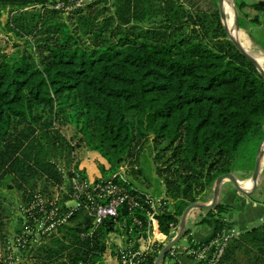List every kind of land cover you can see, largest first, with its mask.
Instances as JSON below:
<instances>
[{
	"label": "trees",
	"instance_id": "16d2710c",
	"mask_svg": "<svg viewBox=\"0 0 264 264\" xmlns=\"http://www.w3.org/2000/svg\"><path fill=\"white\" fill-rule=\"evenodd\" d=\"M62 1L72 11L50 9L49 0H0V31L12 44L0 50V185L11 179L21 189L26 177L40 175L44 157L71 156L54 123L72 110L83 142L113 170L128 164L135 172L150 147L165 187L160 233L171 240L186 209L204 201L220 178L254 171L264 140V77L229 39L218 0L211 12H193L189 0H92L83 8ZM48 174L62 177L55 167ZM124 186L141 196L140 208L123 206L95 230L78 209L57 234L17 244L20 264H104L108 249L119 258L113 234L125 238L123 249L139 250L138 241L148 240L151 195L128 180ZM37 195L47 198L35 193L25 207ZM229 211L222 203L209 211L217 217L214 237ZM232 242L218 264H237L234 255L244 247L250 263L264 264V223ZM163 248L155 244L144 254L146 264ZM10 258L4 264H14ZM165 259L173 260L171 252Z\"/></svg>",
	"mask_w": 264,
	"mask_h": 264
},
{
	"label": "rangeland",
	"instance_id": "374dc122",
	"mask_svg": "<svg viewBox=\"0 0 264 264\" xmlns=\"http://www.w3.org/2000/svg\"><path fill=\"white\" fill-rule=\"evenodd\" d=\"M234 1L241 23L244 26V29L241 28L242 43L247 46L245 40L247 37L250 43L248 47L258 54L264 55V28L259 25L260 23H253L252 20L254 19L255 10H248L250 7L248 3L252 0ZM186 4L193 12H211L215 11L217 8L215 0H189ZM218 9L220 10V7ZM2 13H4L2 15L3 24H6L10 14L8 10ZM6 35L4 31H0V50L10 49V45L12 46L9 37ZM45 113H47V110ZM43 114L42 112V115ZM76 124L77 122L72 110H67V113L61 114L59 119L54 123V127L60 130L73 149L70 157L66 155L64 157H54L53 155L44 157L45 164H43L40 169V175L35 178L25 176L26 179L22 183L23 186L21 189L11 179L8 180L5 185H0V264L8 262L9 257L14 259V264H20L21 262L20 250L17 249V242L14 238L18 229L23 232L24 223L22 208L26 206L27 199L31 195L42 192L47 199L58 201L60 207L71 200L70 193H68L66 189L69 185V180L65 179L62 174L61 178L57 177L58 180L50 178L51 176H49L50 174L48 173L51 171L53 172V167L57 168L59 172V168L63 167L67 177H69L72 170L79 171L93 182L99 179L109 178L113 174L119 172L120 175L130 183H133L136 188L144 193L156 199H160L165 195V187L157 176L156 166L153 163L150 147L147 148L145 156L141 158V164L139 168H135V172H133L134 168L132 169L128 164H125L120 170H113V167H111L98 152L86 146L82 140L83 136L79 133V128ZM29 156L33 160L36 159L33 154H29ZM244 158L241 157L242 161H240V164L244 162ZM23 161L30 163L27 160ZM253 172L254 171H249L243 174L235 173L234 175L238 178H245L252 176ZM171 240H169V242ZM182 243L183 241L179 244L183 245ZM234 243L235 242H232L231 244ZM187 246L189 247L190 245L187 244ZM248 248L249 247H244L236 252L234 258L237 259V264H254L250 263L249 257H251L252 254H249Z\"/></svg>",
	"mask_w": 264,
	"mask_h": 264
},
{
	"label": "built area",
	"instance_id": "2783aa9c",
	"mask_svg": "<svg viewBox=\"0 0 264 264\" xmlns=\"http://www.w3.org/2000/svg\"><path fill=\"white\" fill-rule=\"evenodd\" d=\"M49 1L48 7L50 9H66L68 12L73 9L70 5L66 6L62 0ZM91 1L92 0H76L74 5L76 8H83L91 3ZM59 170L64 178L69 180V185L67 187L65 186L71 197V200L65 203V208H67L68 211L60 212L61 207L58 201L49 200L42 195L35 196V199L23 209V215H26V222L24 223L23 232L17 235L15 239L20 247L38 244L42 238L57 234L60 228L68 225L75 212L81 208L92 217L95 230L106 219L117 218L119 210L123 206H127L131 212L141 207V196H136L129 192L124 186L127 180L123 176L119 177V181L109 180L93 182L79 171L72 170L69 177H67L63 167H60ZM146 198L147 203L150 204L152 209V211L148 213L147 224L149 230L147 247L145 250H140L139 248V250L136 251L120 248L119 258L121 264H146L144 254L152 251L155 244H161L154 239L156 232L161 235L157 219L159 207L161 206V199H156L151 196H147ZM134 223L142 225L137 219L134 220ZM174 234L176 235V231H173V235ZM240 236L241 232L238 229L232 227L225 228L208 242L189 244L190 246L186 253L194 264H218L229 243ZM174 253V250H172L171 256H174ZM10 260H12V258H10Z\"/></svg>",
	"mask_w": 264,
	"mask_h": 264
},
{
	"label": "crops",
	"instance_id": "0c3cea01",
	"mask_svg": "<svg viewBox=\"0 0 264 264\" xmlns=\"http://www.w3.org/2000/svg\"><path fill=\"white\" fill-rule=\"evenodd\" d=\"M248 10H255L254 19L255 23L264 28V0H252ZM257 5L260 7L257 8ZM246 30V29H245ZM264 70V69H263ZM238 178V177H237ZM242 188L249 193L244 195L240 193L237 188L230 182L226 181L221 187L220 204L230 207V211L223 216V223L226 228H236L241 234L253 228L259 227L264 223V157L260 166V175L258 184L253 180V175L245 178H238ZM214 200V189L205 198L200 201L202 204H212ZM209 212L202 210H194L190 213L186 222L187 232L189 236L182 239L183 245H177L174 250V256L171 259H164L162 264H194V262L187 255V244H200L210 241L214 238L216 227L215 221L217 217L211 218ZM207 226V227H206ZM178 229L176 230V235ZM162 235V234H161ZM155 233L154 239L164 246L168 244L169 240L165 236ZM174 234V236H176ZM191 238L192 243L189 242ZM125 238L121 234H113L110 237V246L122 248ZM138 248L145 250L147 247V239H140L138 241ZM104 264H121L117 255L108 249L104 256Z\"/></svg>",
	"mask_w": 264,
	"mask_h": 264
},
{
	"label": "water",
	"instance_id": "95a60500",
	"mask_svg": "<svg viewBox=\"0 0 264 264\" xmlns=\"http://www.w3.org/2000/svg\"><path fill=\"white\" fill-rule=\"evenodd\" d=\"M232 4H233L234 11H235L236 27L238 30H241L240 17H239V14L237 12L234 0L232 1ZM219 7H220L221 19H222L223 25L225 27V30L229 36V39L235 44V46L238 48V50L244 56H246L250 61H252L255 64V66L258 68V70L260 71V73L264 77V70L262 69V67H260V65L256 62V60L252 56H250V54L240 45V43H238L236 41V39L233 38V36H231V34L229 33L228 28L225 25L226 17H225V11H224V6H223L222 0H219ZM263 157H264V140L259 147L256 165H255V169L253 172V180L256 184H258V181H259L260 166H261V162H262ZM226 181H230L237 188V190L240 193H242L244 195H249V193L246 192L242 188L239 179L234 174H228V175H225L222 178H220L218 180V182L216 183V186L214 188V200H213L212 204H202V203L198 202V203L191 205L190 207H188L186 209V211L184 212V214L181 218V223H180V227L178 229L177 235L167 245L164 246L163 250L159 253V256H158L155 264H162L163 260L167 256V254H169L185 237V235L187 233V229H186L187 218L192 211L198 209V210L209 212V211L215 210L218 207V205L220 204V199H221L220 198L221 187Z\"/></svg>",
	"mask_w": 264,
	"mask_h": 264
},
{
	"label": "bare ground",
	"instance_id": "6f19581e",
	"mask_svg": "<svg viewBox=\"0 0 264 264\" xmlns=\"http://www.w3.org/2000/svg\"><path fill=\"white\" fill-rule=\"evenodd\" d=\"M222 1H223L225 17H226L225 25L227 28H229L228 29L229 33L231 34V36H233V38L236 39L238 43H240V45L250 54V56H252L256 60V62L260 65V67L264 69V55L258 54L257 52L253 51L250 47H248L250 43L247 37L245 39L247 42V46H245L242 43L243 41L242 40V30H238L235 24V11H234L233 4H232L233 0H222ZM231 22H232V25H231Z\"/></svg>",
	"mask_w": 264,
	"mask_h": 264
}]
</instances>
